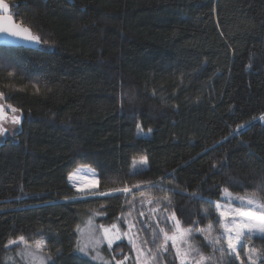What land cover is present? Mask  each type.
Returning a JSON list of instances; mask_svg holds the SVG:
<instances>
[{
    "label": "trees",
    "instance_id": "16d2710c",
    "mask_svg": "<svg viewBox=\"0 0 264 264\" xmlns=\"http://www.w3.org/2000/svg\"><path fill=\"white\" fill-rule=\"evenodd\" d=\"M5 2L42 42L0 47V103L21 118L0 143V264L16 263L5 245L20 236L44 241L47 264H95L76 232L95 212L125 230L132 216L159 264H180L152 211L202 229L218 225L225 189L264 203V0ZM80 166L96 194L69 185ZM194 239L199 264H241ZM131 250L121 241L111 254Z\"/></svg>",
    "mask_w": 264,
    "mask_h": 264
},
{
    "label": "rangeland",
    "instance_id": "374dc122",
    "mask_svg": "<svg viewBox=\"0 0 264 264\" xmlns=\"http://www.w3.org/2000/svg\"><path fill=\"white\" fill-rule=\"evenodd\" d=\"M259 120L262 123H264V119L260 118ZM0 128L4 130L3 134L0 135V143L5 138H11L17 131L16 124L12 122L11 118L7 120L4 119L1 120ZM140 160L141 159H139V161ZM144 165H146V163H144ZM73 172H76L77 175L74 176L72 180H70L68 176V181L72 190L78 195L77 197L83 196L85 192H88L89 190L85 189L84 192H77L76 188L73 187L74 183L79 186H84L87 185L89 181H95V186L91 188V192L97 189L98 180L96 173L92 168L86 166H80L74 169L71 173ZM239 196L251 197L253 195L235 194L228 190L227 192L223 190L221 200L215 203V208L219 220L218 225L216 226L211 225V228L207 226L202 229L190 228L191 233H185L183 240L179 238L180 233H178L176 230V222L169 213H167L166 211L155 210L152 211L150 216L160 221L165 219L167 221V224L170 225V227L173 229L169 234L168 233L167 234L169 236L175 234L178 237L176 244L174 246L175 251L176 248H180L183 253V251H188L190 246H193L195 250L189 251V256H188V260L186 261V264L187 263L199 264L200 262H203L201 261V256H204V253L198 247L197 240L194 239L197 236H201L204 239L205 243L208 244V246L213 251H215V253L221 252L228 256L236 257V253L231 252L228 248V242H227L228 237L224 234V228L232 224V214L234 209L240 208L247 211L250 207L246 203H241L239 200H237L236 197ZM218 203L220 205L219 208L217 207ZM221 211L228 213L229 215L225 217H221L219 215V212ZM100 216L101 214L97 212L92 213L90 217L85 219L83 223L77 227V231H76L77 251L80 255L88 259H91L95 264H159V261L158 259L156 260L155 255L151 253L148 247L142 243L139 234L137 232L136 224L132 216L126 215L124 217L126 222V230L122 229L118 223H114L110 226H103L96 224L95 219ZM113 225H116V227L113 228L112 227ZM104 229L109 230L110 237L119 236L120 239L119 240L113 239L112 245L109 246V244L107 243V239H105ZM183 229H189V228H183ZM206 236H210L211 239H205ZM216 237H219V243H216ZM253 237L264 238V236H261L260 234H256ZM253 237L249 238L247 233L245 232V235L241 238L239 242V247L237 248V252L239 253V259H238L239 262L245 261L250 263L248 259L249 249L250 248L255 249L251 247ZM232 239H233V243H236L235 233H232ZM37 241H41V240L35 239L32 241H26V243L17 242L16 244H12L7 247L11 249L16 248L15 264H47L49 257L44 252V247L41 251L35 250V242ZM121 241L130 244L132 250L131 253L125 255L123 259L116 260L111 254V248L113 245ZM169 241L173 244L171 240ZM259 247L260 246L258 245L256 250L262 253ZM81 248H85L86 250L81 252L80 251ZM10 258H12V256H10L9 259ZM253 258L256 259L255 256H253ZM262 258L264 257L261 254L260 258L256 259V264ZM10 262H12V259Z\"/></svg>",
    "mask_w": 264,
    "mask_h": 264
},
{
    "label": "snow or ice",
    "instance_id": "6c2138e0",
    "mask_svg": "<svg viewBox=\"0 0 264 264\" xmlns=\"http://www.w3.org/2000/svg\"><path fill=\"white\" fill-rule=\"evenodd\" d=\"M0 9H2L3 12L5 13L2 19L8 20L11 22V24L15 25L14 17L12 15H7L9 13V4L5 3V0H0ZM0 31L8 32L13 36H18L23 39L33 41L36 43L42 42L39 36L31 32L30 28L20 27V26H16L15 28H13V27H5V26L0 25ZM43 43H46V41H43ZM0 97H3L2 93H0ZM3 107L4 106L0 104V119L4 118ZM8 107L11 108L13 112L18 111L17 109L13 108L11 105H9ZM11 119L14 124H20L21 122V118L18 115L12 116ZM261 119H264V116H262ZM240 127H243V126H240ZM137 128L138 129L140 128L139 124L137 125ZM3 131L4 130L0 128V135L3 134ZM146 162H147V158L142 157L141 163L143 164ZM76 175H77L76 172L70 173L69 179L72 180L73 177ZM94 186H95V181H89V183L84 186H79L75 183L73 184V187L76 188L77 192H84L85 189H88L89 191L85 192V194H96V193L91 192V188ZM136 187H139V185H137ZM111 191L112 192H122V193L127 194L131 191V189H129L128 187H124L122 189H113ZM225 192H227V189H225ZM108 194L110 193H99V195H108ZM236 199L239 200L241 203H246L250 207L247 211L240 209V208L233 210L232 224L224 228V234L228 237L227 242H228L229 250L231 252L236 253V258L239 259V253L237 252V248L239 247V242L241 238L245 235V232L247 233L249 238L253 237L256 234H260L261 236H264V203L260 202L255 195L251 197L239 196V197H236ZM217 207L218 208L220 207L219 203L217 204ZM219 215L221 217H225L229 214L221 211L219 212ZM173 219H175L174 215H173ZM175 222H176V230L178 233H180L179 238L183 240L185 233H191V229L181 228L179 220H176ZM112 227L115 228L116 225H113ZM209 228H211V225H209ZM161 232H164V229H161ZM104 233H105V239H107V243L109 244V246L112 245L113 239H116V240L120 239L119 236L110 237L108 229H104ZM232 233H235L236 243H233ZM164 239H165V244L168 240H171L173 242V246H175L178 237L175 234L172 236H169L167 232H164ZM205 239H211V237L206 236ZM17 242L26 243L25 238L23 236H20L16 240H9L7 244L5 245V247L7 248L9 245L16 244ZM216 243H219V237H216ZM44 246L45 245H44L43 240L35 242L36 251H41ZM85 250H86L85 248L80 249L81 252ZM191 250H195L193 246H190L189 250L183 251V253L180 248H176V255H177V258L180 260V264H186V261L188 260V256H189V251ZM253 256H255L256 259H259L261 256V253L256 249L250 248L248 252V259L250 261V264H256V259H254ZM206 259L207 258L201 256V261L206 260ZM41 261H42V258H41ZM241 264H244V262L241 261Z\"/></svg>",
    "mask_w": 264,
    "mask_h": 264
},
{
    "label": "water",
    "instance_id": "95a60500",
    "mask_svg": "<svg viewBox=\"0 0 264 264\" xmlns=\"http://www.w3.org/2000/svg\"><path fill=\"white\" fill-rule=\"evenodd\" d=\"M4 15H5V13L3 12L2 9H0V25L5 26V27H13V28H15L16 26L23 27L22 25L17 23L15 20H14L15 25H13V24H11L10 21L2 19V17ZM7 15H11L10 14V7H9V13ZM38 45H39V43L29 41V40L23 39V38L18 37V36H13L8 32L0 31V47L1 46L2 47H23V48H27V49H34V48H37ZM3 112H4V118H5L6 113L4 111V107H3ZM3 119H0V120H3Z\"/></svg>",
    "mask_w": 264,
    "mask_h": 264
},
{
    "label": "flooded vegetation",
    "instance_id": "af4514ba",
    "mask_svg": "<svg viewBox=\"0 0 264 264\" xmlns=\"http://www.w3.org/2000/svg\"><path fill=\"white\" fill-rule=\"evenodd\" d=\"M11 117H12L11 115L6 114V117L4 118V120H7V119H9V118H11Z\"/></svg>",
    "mask_w": 264,
    "mask_h": 264
}]
</instances>
